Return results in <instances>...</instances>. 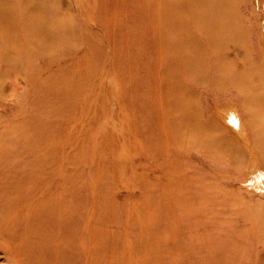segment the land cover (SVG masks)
<instances>
[{"label": "rangeland", "instance_id": "1", "mask_svg": "<svg viewBox=\"0 0 264 264\" xmlns=\"http://www.w3.org/2000/svg\"><path fill=\"white\" fill-rule=\"evenodd\" d=\"M48 3L60 14L55 20L75 25L81 57L85 53L91 60L78 67L75 78L62 67L71 62L68 56L33 53L30 61L14 65L0 57V153L5 151L0 166H56V175H64L65 193L66 185L54 177L37 192H49L54 205L72 195L80 198V264H264V158L251 149L249 113L236 91L217 94L208 113L218 115L226 136L241 148L239 158L229 163L201 151L204 158H188L183 168L209 183V200H200L202 211L197 207L174 212V201H163L160 194L161 156L144 145V131L155 132L152 122L144 126L153 112L150 108L144 114V63L148 73L158 72L151 59L148 67L144 62V38L160 3ZM222 4L239 30L240 40L232 43L239 53L234 67L242 69L246 62L258 68L260 56L264 57V0H222ZM24 5L16 1L18 12L26 10ZM23 27L22 20L14 22L18 43L25 45ZM49 45L55 43L50 40ZM76 60L80 62V57ZM45 64L47 70H40ZM195 95L204 109L208 102L201 90ZM259 122L264 134V119ZM23 131L31 136L26 138ZM189 152L185 149V154ZM34 187L14 183L4 189L0 264H24L23 258L38 257L29 251V236L18 233V229L36 232L43 223L30 219L35 199L27 197ZM56 215L50 237L56 230ZM5 219L6 228L1 222ZM24 246L29 254L21 258Z\"/></svg>", "mask_w": 264, "mask_h": 264}, {"label": "bare ground", "instance_id": "2", "mask_svg": "<svg viewBox=\"0 0 264 264\" xmlns=\"http://www.w3.org/2000/svg\"><path fill=\"white\" fill-rule=\"evenodd\" d=\"M16 1L27 5L26 10L18 12ZM48 1L0 0V57L6 64L14 65L20 60L30 61L33 53L49 57L58 55L60 59L68 56L71 62L62 67L77 78L78 67H83L86 60L91 59L84 52L81 57L80 38L74 31L75 25L62 18L55 20V16L60 14L54 12ZM157 2L160 3L158 13L151 17L148 36L144 38V62L147 60L148 67L151 59L158 71L154 75L148 73L144 63V114L150 108L153 110L152 117L144 119V126L152 122L155 132L152 135L144 131V145L161 156L164 182L160 186V194L163 201H174V212H192L197 207L202 211L203 206L199 202L209 200V183L193 173L195 171L185 170L184 163L188 164V158L195 159L193 156L197 155L233 163L242 152L237 143L226 136L227 129L221 126L218 115L208 113L217 94L226 89L236 91L240 105L249 113V128L254 133L251 149L264 158V134L259 131V121L264 119V57L260 56L258 68L246 62L242 69L234 67L239 53L232 43L240 40L239 30L229 21V9L223 6L222 0ZM18 20L24 24L20 35L25 36L26 47L18 43L15 34L14 22ZM50 40L54 46L49 45ZM78 56L80 62L76 60ZM45 65L47 67L40 70H47L49 64ZM200 90L208 102L204 109L195 95ZM74 95L78 96V93ZM24 136L29 138L31 135ZM185 149L190 150L189 154H185ZM4 152L2 150L0 155ZM55 172L56 166L49 169L45 165L30 164L14 167L5 163L0 166V199L7 195L4 189L14 183L24 188L30 184L37 185L27 197L35 199L29 215L30 219L38 218L43 223L37 225L36 232L26 233L18 229V233L25 238L29 236L32 243L29 251L38 257L23 258L24 264L81 262L82 252L80 248V252L77 251V243L82 238L81 212L77 207L80 198L72 195L54 205L48 199L49 192H37L38 187L50 177L56 178L60 185L65 184L61 190L66 192L68 183L62 182L64 175L57 176ZM0 207L3 212L1 201ZM53 214H57L54 226L57 231L50 237ZM1 222L6 228V219ZM26 249L27 246L21 249V258L29 254Z\"/></svg>", "mask_w": 264, "mask_h": 264}]
</instances>
